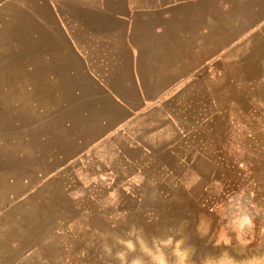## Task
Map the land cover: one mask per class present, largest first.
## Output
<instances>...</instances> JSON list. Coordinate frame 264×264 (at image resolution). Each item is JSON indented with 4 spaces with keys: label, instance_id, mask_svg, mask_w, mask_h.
<instances>
[{
    "label": "crops",
    "instance_id": "0c3cea01",
    "mask_svg": "<svg viewBox=\"0 0 264 264\" xmlns=\"http://www.w3.org/2000/svg\"><path fill=\"white\" fill-rule=\"evenodd\" d=\"M221 144L235 203L190 210ZM189 211L216 223L203 243L264 264V0H0V264L97 263Z\"/></svg>",
    "mask_w": 264,
    "mask_h": 264
},
{
    "label": "rangeland",
    "instance_id": "374dc122",
    "mask_svg": "<svg viewBox=\"0 0 264 264\" xmlns=\"http://www.w3.org/2000/svg\"><path fill=\"white\" fill-rule=\"evenodd\" d=\"M224 89L226 92L228 91L227 87L221 86V91H224ZM220 104L221 109L227 110L226 101L221 100ZM236 104L237 110L245 107L243 102L236 101ZM226 117V113L221 112V127H226L228 120ZM186 119L191 121L189 116H186ZM240 123L244 122H240L237 118L236 124ZM226 150L221 144L219 149L221 161L220 180L216 184L218 189H215L216 185H214V188L209 187L208 190L206 189L207 191L204 190V194L207 193L208 195L209 193L208 196L189 197L188 207L190 210H195L200 204L226 207L235 203L232 197L235 182L232 177L234 173L239 175V171L243 169L238 164L233 165L228 162ZM240 183H243V181L236 182V188L240 187ZM249 183H253V187H258V182ZM245 203L243 199L237 202L240 205ZM209 211L211 210L209 209ZM172 216L174 214L157 212L156 214H150V218L144 223L143 228L119 230V245H106L105 260L100 259L97 263L92 262L91 264H234L231 256H229L230 250L227 245L203 243V239L197 234L198 226L203 224L206 228V234L211 235V226L215 223L212 221L211 212L207 214L204 220H198L196 211H189L187 218L182 220H172L170 219ZM176 216L178 215L176 214ZM200 216L203 215L200 214ZM220 216L222 218L221 225L227 227L228 211L226 210L223 214L220 213ZM262 232L258 235L261 236ZM181 233L185 235H181ZM207 239L210 241V238ZM247 247L246 250H254L257 251V254H263L264 256L263 245L255 244L251 247L252 249ZM239 250L240 252L245 251L242 246ZM90 257L91 259L92 257L96 258L92 253Z\"/></svg>",
    "mask_w": 264,
    "mask_h": 264
}]
</instances>
